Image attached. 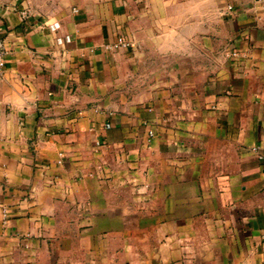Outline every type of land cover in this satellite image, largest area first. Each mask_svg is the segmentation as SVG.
Wrapping results in <instances>:
<instances>
[{
    "label": "crops",
    "instance_id": "1",
    "mask_svg": "<svg viewBox=\"0 0 264 264\" xmlns=\"http://www.w3.org/2000/svg\"><path fill=\"white\" fill-rule=\"evenodd\" d=\"M0 38V264H264V0H0Z\"/></svg>",
    "mask_w": 264,
    "mask_h": 264
},
{
    "label": "built area",
    "instance_id": "2",
    "mask_svg": "<svg viewBox=\"0 0 264 264\" xmlns=\"http://www.w3.org/2000/svg\"><path fill=\"white\" fill-rule=\"evenodd\" d=\"M227 10H232V6H230V5L227 6ZM21 15L24 16L25 11H22ZM56 27H57L56 23L52 24V26H51L52 29H55ZM116 46L128 47L129 44L123 38L118 37L117 42H116ZM6 55H7V48H6L5 42L3 39L0 38V80L3 78L4 73H5ZM227 55H228V57L234 58V59L245 57V54L243 52L237 51V50H232ZM105 127L109 128L110 126H109V124H106ZM148 136L150 138L153 137V131L152 130L148 131ZM56 163L62 164V154L58 155ZM4 215H5V212H4Z\"/></svg>",
    "mask_w": 264,
    "mask_h": 264
}]
</instances>
